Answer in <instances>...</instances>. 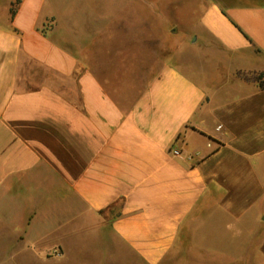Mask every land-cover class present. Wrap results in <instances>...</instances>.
<instances>
[{
    "label": "crops",
    "instance_id": "obj_1",
    "mask_svg": "<svg viewBox=\"0 0 264 264\" xmlns=\"http://www.w3.org/2000/svg\"><path fill=\"white\" fill-rule=\"evenodd\" d=\"M13 1L0 16V256L264 264V0H209L155 63L110 25H77L93 14L65 0L62 29L46 0L10 17Z\"/></svg>",
    "mask_w": 264,
    "mask_h": 264
},
{
    "label": "rangeland",
    "instance_id": "obj_2",
    "mask_svg": "<svg viewBox=\"0 0 264 264\" xmlns=\"http://www.w3.org/2000/svg\"><path fill=\"white\" fill-rule=\"evenodd\" d=\"M8 1L0 0V16L5 14ZM208 2L209 0H135L133 6L130 0H65V7L69 6L72 9L80 8L83 11H90L93 14L92 16L77 15V25L79 21L87 22L90 25L93 20L94 22L97 20L99 25H110L113 40L118 43V46L121 48L129 47L132 52V47L135 45L133 50L137 58H143L144 63L148 59L150 62L155 63L163 55V52L169 50V46L172 44V40H169L168 37L171 27L175 25V29L188 30L192 21L196 18L194 13ZM154 6L166 8V35L161 28L165 17L157 14L142 15L143 12L147 13ZM63 7L64 1L62 0H46L42 12L46 15L48 13L53 15L47 19V23L56 24L62 29L68 18L62 13ZM132 8H134V13ZM175 8L178 9L176 13ZM165 43L168 47L166 50L164 48ZM141 61L136 62L137 72L141 68ZM21 259L22 257L0 256V260H6L7 264H15ZM54 262L55 264H62V259ZM48 263L54 264L53 262ZM21 264H42V262L30 263L27 261L26 263L21 262Z\"/></svg>",
    "mask_w": 264,
    "mask_h": 264
},
{
    "label": "trees",
    "instance_id": "obj_3",
    "mask_svg": "<svg viewBox=\"0 0 264 264\" xmlns=\"http://www.w3.org/2000/svg\"><path fill=\"white\" fill-rule=\"evenodd\" d=\"M19 0H15L11 3L9 7L10 17H12L16 11V6L18 4ZM257 80L260 81L264 85V71H261L257 75Z\"/></svg>",
    "mask_w": 264,
    "mask_h": 264
},
{
    "label": "built area",
    "instance_id": "obj_4",
    "mask_svg": "<svg viewBox=\"0 0 264 264\" xmlns=\"http://www.w3.org/2000/svg\"><path fill=\"white\" fill-rule=\"evenodd\" d=\"M171 152H172L173 155H178V154H179V150L176 149V148H173V149L171 150Z\"/></svg>",
    "mask_w": 264,
    "mask_h": 264
}]
</instances>
